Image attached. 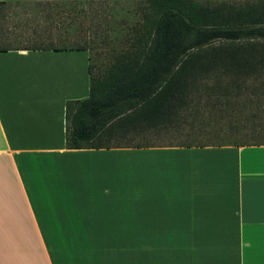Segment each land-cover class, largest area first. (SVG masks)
Instances as JSON below:
<instances>
[{"label": "crops", "instance_id": "obj_1", "mask_svg": "<svg viewBox=\"0 0 264 264\" xmlns=\"http://www.w3.org/2000/svg\"><path fill=\"white\" fill-rule=\"evenodd\" d=\"M90 64L87 49H0V264H58L54 246H138L137 264H264V144L67 148L66 103L89 96ZM117 153L138 166V199L115 223L103 218L115 199L131 207L114 188L124 178L103 175ZM23 226L28 244L10 245ZM91 252L77 264L113 262Z\"/></svg>", "mask_w": 264, "mask_h": 264}, {"label": "trees", "instance_id": "obj_2", "mask_svg": "<svg viewBox=\"0 0 264 264\" xmlns=\"http://www.w3.org/2000/svg\"><path fill=\"white\" fill-rule=\"evenodd\" d=\"M139 5L142 21L123 49L113 52L101 73L94 74L90 64L89 96L67 101V148H140L161 138L142 132L171 128L174 138L194 140L183 133L189 117L197 131L226 115L234 126L239 107L262 106L264 0H141ZM25 48L87 49L52 43ZM249 82L257 85L250 88ZM262 113L252 118L264 127ZM140 137L144 142H135ZM250 137L233 144H264V133ZM188 141L180 144L209 145Z\"/></svg>", "mask_w": 264, "mask_h": 264}, {"label": "rangeland", "instance_id": "obj_3", "mask_svg": "<svg viewBox=\"0 0 264 264\" xmlns=\"http://www.w3.org/2000/svg\"><path fill=\"white\" fill-rule=\"evenodd\" d=\"M141 0H19L13 3L0 4V46L7 47H34L49 45L77 46L85 45L90 54V62L94 74L103 72L108 63L111 61L113 52L120 51L128 42L129 36L134 33V26L142 21L139 2ZM91 6V8H89ZM75 7V8H72ZM91 9L88 13L84 9ZM84 10V11H83ZM70 13V14H69ZM75 18L72 19L71 16ZM250 88L257 85V82H249ZM250 90V89H249ZM246 89V92L249 91ZM246 96V93L244 97ZM260 108L251 107L242 109L230 119L226 115L222 120L203 118L207 121L203 125V130L197 131L198 127L193 130L191 117L190 121L184 124L183 133H191L192 137L188 142L205 143L216 145L218 143L233 144L244 141H252L250 135L262 134L264 131L252 118L254 112H264V99H261ZM264 116V113H262ZM219 116V115H218ZM194 120V119H193ZM260 128V129H259ZM170 134H162L160 139H149L158 143L180 144L186 142ZM190 138V137H189ZM256 140V139H255ZM126 141V140H125ZM144 142V139L137 138L135 142ZM264 142V141H263ZM111 168L108 173L103 174L111 177L113 174L116 179H122L114 188L118 189L123 198H130L131 207L124 205L117 206L115 199V208L108 209V215L103 216L119 221L120 215H124L131 210V214L136 212L135 205L137 198V181L138 166L130 167L127 156H120L118 153L109 155ZM130 158V157H129ZM114 165V168H113ZM106 171V168H104ZM114 169V171H113ZM28 176V174H27ZM126 177H130V185L125 182ZM129 187L130 190H129ZM125 190V191H124ZM128 190V191H127ZM129 192V197H128ZM135 196V197H134ZM120 197V196H119ZM117 206V207H116ZM105 208V206H103ZM119 212L120 214H117ZM106 223V222H105ZM104 223V225H105ZM104 225H101L104 228ZM107 226V224H106ZM133 231V227L132 230ZM110 235L112 232H103ZM105 239L97 235V239ZM131 238L137 239V233L131 232ZM103 241V240H102ZM53 242V241H51ZM91 249L100 259L113 261L110 264H137L138 263V246L118 247H96V248H69V247H52L54 255H58V264H77L78 256L81 252L84 255H90ZM85 250V252H83ZM61 252V253H60ZM88 254H85L87 253ZM84 254V255H83ZM55 256V257H56ZM62 258V259H61Z\"/></svg>", "mask_w": 264, "mask_h": 264}, {"label": "bare ground", "instance_id": "obj_4", "mask_svg": "<svg viewBox=\"0 0 264 264\" xmlns=\"http://www.w3.org/2000/svg\"><path fill=\"white\" fill-rule=\"evenodd\" d=\"M13 201H14V200H13ZM16 201H17V200H16ZM21 215H22V214H21ZM23 215H24V214H23ZM24 217H25V215H24ZM24 217H22V219H21V217H19V219H21V221L23 220V221L25 222L27 219L25 220ZM23 218H24V219H23ZM26 218H27V217H26ZM3 228H4V227H3ZM17 229H18V228H17ZM17 229H16V231L14 230V231H15V235H14L13 232H11V233H10V232H7L8 234H11L10 238H9V236H8V238H9V244H10V245H11V243H10V241H11V237H12V239H13L14 242H15L16 240H18V239H16V240H14V239L17 238V237H19V236H20L21 238H25V239L28 240V242H29V239L26 238L27 236L25 237V233H26V231H28V229H29V233H30L31 235L34 234V233H33V234L31 233V232H32V231H31L32 229L29 228V226H27V228H26V226H23V228H22V227H19V229L22 230V231H21L22 234H21L19 231H17ZM19 229H18V230H19ZM24 229H25V231H24ZM26 229H27V230H26ZM6 230H7V229H6ZM7 231H8V230H7ZM2 232H3V230H2ZM5 233H6V232H5ZM5 233H4V234H5ZM16 233H18V234H16ZM19 233H20V235H19ZM27 233H28V232H27ZM2 234H3V233H2ZM2 234H1V235H2ZM12 235H14L15 237H13ZM16 235H18V236H16ZM22 235H23V236H22ZM34 236H35V235H34ZM34 236H33V237H34ZM20 237H19V240H18V241H19L18 244H19V245H21V244H23V243L26 244L27 241L24 242L23 239H22V241H21V240H20V239H21ZM35 237H36V236H35ZM36 238H37V237H36ZM31 239H32V236H31ZM2 240H3V238H2ZM37 240H38V238H37ZM37 240H36V241H37ZM5 242L7 243L8 241L6 240ZM11 242H12V241H11ZM14 242H13L12 244L15 245ZM20 242H21V244H20ZM22 242H23V243H22ZM3 243H4V241H3ZM36 243H37V242H36ZM16 244H17V242H16ZM27 244H28V243H27ZM27 244H26V245H27ZM29 244H31V242H30ZM34 245H35V244H34ZM37 245H38V244H37ZM37 245H36L35 247L38 249L39 247H38ZM3 246H4V245H3ZM30 246H31V245H30ZM35 247H33V248H34V252H36V251H35ZM34 254H35V253H34ZM40 254H41V253H40Z\"/></svg>", "mask_w": 264, "mask_h": 264}]
</instances>
